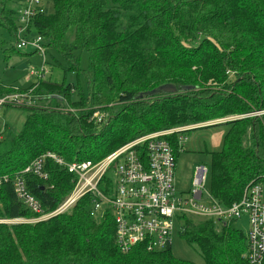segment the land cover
I'll list each match as a JSON object with an SVG mask.
<instances>
[{"label": "trees", "instance_id": "16d2710c", "mask_svg": "<svg viewBox=\"0 0 264 264\" xmlns=\"http://www.w3.org/2000/svg\"><path fill=\"white\" fill-rule=\"evenodd\" d=\"M24 1L0 0V29L14 38ZM50 1L52 12L34 16L29 31L64 60L61 80L42 75L26 88L0 80V98L20 93L30 99L2 105L29 113L18 132L0 127V176L10 179L0 190V220L35 215L16 198L12 178L47 152L67 163L98 161L141 135L226 118L201 127L228 126L221 148L208 152L211 195L230 206L248 185L264 188V0ZM1 44L7 55L20 52ZM51 66L50 72L61 68L57 60ZM163 84L176 91L150 94ZM96 110L106 112L100 122L92 119ZM170 138L177 159L179 146ZM43 170L46 180L22 175L49 212L71 192L75 175L51 158ZM90 201L87 194L68 211L33 223L0 222V264H196L170 247L148 250L137 243L122 252L110 211L93 217ZM176 231L204 264H252L246 233L234 221L184 217Z\"/></svg>", "mask_w": 264, "mask_h": 264}, {"label": "built area", "instance_id": "2783aa9c", "mask_svg": "<svg viewBox=\"0 0 264 264\" xmlns=\"http://www.w3.org/2000/svg\"><path fill=\"white\" fill-rule=\"evenodd\" d=\"M43 0H25L18 8L15 47L30 48L42 57L39 71L30 76L41 77L46 72V45L39 34L29 31L32 18L44 12ZM4 103L29 104L27 94H9L0 98ZM104 115L98 110L92 119L100 122ZM194 126L174 127L136 137L98 161L65 162L54 153L47 152L35 158L21 173L12 178L16 198L33 214L32 218L3 219L6 223H33L68 211L77 200L91 196L89 214L97 217L110 211L115 223V241L122 252H128L137 243H144L148 250L169 248L177 229H183V218L195 215L216 223L247 218V259L252 264L264 263V188L261 184L248 185L239 201L224 206L215 199L205 181L209 169L197 164L189 189L178 191L174 176L175 150L171 136L175 135L179 151L186 137L183 132ZM45 158L66 167L75 175L71 192L52 211L43 210L40 202L27 190L22 173L30 172L42 180L47 179L43 170ZM111 171V173H110ZM109 173V174H108ZM9 176H0V190ZM182 220V224L179 221Z\"/></svg>", "mask_w": 264, "mask_h": 264}, {"label": "rangeland", "instance_id": "374dc122", "mask_svg": "<svg viewBox=\"0 0 264 264\" xmlns=\"http://www.w3.org/2000/svg\"><path fill=\"white\" fill-rule=\"evenodd\" d=\"M43 5L46 13L52 12V3L50 0H43ZM1 41L5 43L6 47H13L15 43L14 37L9 35L6 31L2 29H0V42ZM0 46L4 45L1 44ZM19 51L20 52H17V50H12L10 51L9 55H7L3 52L2 48L0 47V80L7 85L26 88L35 79V77L30 76V71L40 70V67L42 65V57L32 52L30 48H24ZM21 52L29 54L21 55ZM51 56H53L54 59H52ZM45 59L46 72L44 73V77L48 78L50 76L52 79L61 80L63 71L62 68L65 67L64 60L57 53L49 49L46 50ZM55 60L59 62L61 68L56 67L54 71L50 72V67H52L51 65ZM86 68L87 54L86 52H82L80 55V70L85 71ZM66 77L68 81L75 82L76 80V75L72 72L67 73ZM79 81L83 89H86V81L83 74H80ZM28 113L29 110L25 108L0 106V127L3 128V125L6 124L7 131L9 133L18 132ZM100 114L105 116L106 112L101 111ZM214 121H210L207 123H211ZM227 128V125L220 124L206 128L200 127V129H192L183 132L184 136L186 137V140L182 145V150L177 156L174 176L175 187L178 191H185L189 189L195 165L204 164L208 167V152L221 148L222 137L223 134L226 132ZM208 175L205 181L206 189H209ZM185 217L195 223L204 220V218L195 215ZM182 220L179 221V224H182ZM234 225L241 229L244 233H246L248 230V221L245 216L235 221ZM169 249L174 256L180 259L189 260L196 264H204L203 259L199 254L197 248L188 245L185 240L179 236L177 231H175L173 234L172 242Z\"/></svg>", "mask_w": 264, "mask_h": 264}, {"label": "water", "instance_id": "95a60500", "mask_svg": "<svg viewBox=\"0 0 264 264\" xmlns=\"http://www.w3.org/2000/svg\"><path fill=\"white\" fill-rule=\"evenodd\" d=\"M160 91H165V92H175L176 91V88L174 85L172 84H163L153 90L150 91V94H155V93H158ZM231 119V118H229ZM229 119H225V120H219V121H214V122H211V123H207V124H199V125H196L194 126L192 129H195V128H200V127H204V126H207V125H211V124H216V123H221V122H225Z\"/></svg>", "mask_w": 264, "mask_h": 264}, {"label": "crops", "instance_id": "0c3cea01", "mask_svg": "<svg viewBox=\"0 0 264 264\" xmlns=\"http://www.w3.org/2000/svg\"><path fill=\"white\" fill-rule=\"evenodd\" d=\"M183 147V146H182ZM182 150V148L180 149V151Z\"/></svg>", "mask_w": 264, "mask_h": 264}]
</instances>
